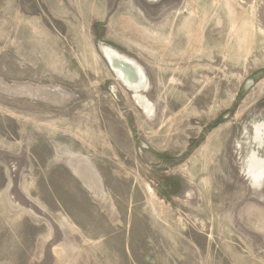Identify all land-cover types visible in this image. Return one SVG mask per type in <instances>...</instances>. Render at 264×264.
<instances>
[{"label": "rangeland", "instance_id": "obj_1", "mask_svg": "<svg viewBox=\"0 0 264 264\" xmlns=\"http://www.w3.org/2000/svg\"><path fill=\"white\" fill-rule=\"evenodd\" d=\"M262 119L264 0H0V264H264Z\"/></svg>", "mask_w": 264, "mask_h": 264}, {"label": "water", "instance_id": "obj_2", "mask_svg": "<svg viewBox=\"0 0 264 264\" xmlns=\"http://www.w3.org/2000/svg\"><path fill=\"white\" fill-rule=\"evenodd\" d=\"M99 51L102 52V55L109 66L110 70L114 74V76L122 83V85L127 88L128 90H131L134 93H141L145 91L148 80L146 79L143 68L141 65H139L134 59L128 58L126 55L121 53L120 51H117L116 49H112L108 46H100ZM264 125V121L259 120L251 123V134H252V144L250 147H248L247 156L244 160V167L246 166L245 163L248 160L247 157L251 155V153L254 151L256 152V157L264 156V142L260 143L259 141H262L260 138L264 135L258 134L259 137L257 138L256 134L254 133V127L256 125ZM264 127V126H262ZM260 133L264 132V129L261 128L259 131ZM261 144V145H260ZM260 146L259 149H256V147ZM245 172L247 175V178H249L247 167H245Z\"/></svg>", "mask_w": 264, "mask_h": 264}, {"label": "bare ground", "instance_id": "obj_3", "mask_svg": "<svg viewBox=\"0 0 264 264\" xmlns=\"http://www.w3.org/2000/svg\"><path fill=\"white\" fill-rule=\"evenodd\" d=\"M199 55V54H198ZM142 103V102H140ZM146 106V105H145ZM262 126H264L262 124ZM261 125H256L254 127V133L256 134L257 138L260 134L264 135L263 133H260L259 131L261 128L264 129ZM259 134V135H258ZM262 141H259L260 143L264 142V136L260 137ZM261 145V144H260ZM260 146L256 147V149H259ZM247 161L245 163V167H247L249 178L251 179L253 183L259 182L260 179L264 178V156L256 157V152L253 149V152L251 155L247 157ZM72 168L74 171H76V176L81 180L83 185L90 189L91 191L98 192L97 196L104 198L105 194L103 193V187L100 185L99 175L98 172L94 169L91 163L89 162H81V161H73L71 163Z\"/></svg>", "mask_w": 264, "mask_h": 264}, {"label": "trees", "instance_id": "obj_4", "mask_svg": "<svg viewBox=\"0 0 264 264\" xmlns=\"http://www.w3.org/2000/svg\"><path fill=\"white\" fill-rule=\"evenodd\" d=\"M220 119H221V117H220ZM219 122V121H218ZM161 158H164V157H161Z\"/></svg>", "mask_w": 264, "mask_h": 264}]
</instances>
